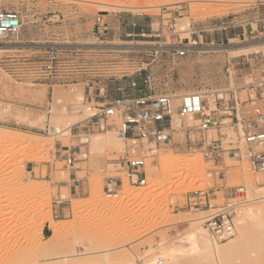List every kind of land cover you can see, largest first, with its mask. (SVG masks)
Masks as SVG:
<instances>
[{"label":"rangeland","instance_id":"obj_1","mask_svg":"<svg viewBox=\"0 0 264 264\" xmlns=\"http://www.w3.org/2000/svg\"><path fill=\"white\" fill-rule=\"evenodd\" d=\"M255 1L0 0V10L16 11L22 20L17 34L0 38V135L9 137H0V264L41 260L87 264L85 258L75 260L74 255L85 244L86 230H94L95 225L104 233L111 230L114 236L104 241L108 246L101 252L90 250L87 256L95 257L92 264H105L110 258L117 260L115 264H143L154 256L165 261L157 250L160 241L177 243L178 264L209 260L205 255L203 259L199 254L191 257L188 239L195 230L207 233L198 219L212 211L189 209L187 192H214L213 206L232 202L229 191L239 185L245 187L247 200L264 195V172H252L227 144L238 134L232 128L235 115L246 118L264 106L255 88L264 77L260 74L264 69V0ZM100 14L108 27L101 34L94 28ZM166 22L175 24L177 34L171 35ZM180 38L185 45L196 41L185 55L174 50ZM50 48L55 49L57 62L45 70ZM247 48L246 53H234ZM76 93L83 94L81 101ZM189 93H199L209 103L212 97L218 98L216 116L222 124L205 132V138L222 142L220 173L203 157L198 143L202 135L196 132L174 131L171 142L163 146L144 140L133 144L121 134L116 117H88L102 104L97 100L106 104L121 95L168 94L178 104ZM225 99L233 108L230 124L228 115L220 112ZM85 111L87 118L64 131L71 117ZM52 120L59 126L53 133ZM8 128L30 134H11ZM98 134L107 142L92 145ZM29 141L34 142L32 146L26 145ZM134 158L144 160L143 185L127 181L124 163ZM168 158L176 160L165 163ZM108 176L122 179L115 198L103 191ZM30 183L37 184L39 191L24 193L22 187ZM93 190L99 197L92 202ZM19 191L23 196L17 197ZM263 212L264 199L233 206L235 235L215 244L235 247L226 261L219 258L213 264H264ZM103 215L110 217L109 222L102 221ZM49 218L70 229L60 237V246L44 255L39 250L51 235ZM191 219L194 224L189 223ZM240 233L241 240H235ZM113 240L122 241L118 248L111 247Z\"/></svg>","mask_w":264,"mask_h":264},{"label":"built area","instance_id":"obj_2","mask_svg":"<svg viewBox=\"0 0 264 264\" xmlns=\"http://www.w3.org/2000/svg\"><path fill=\"white\" fill-rule=\"evenodd\" d=\"M169 23V22H168ZM167 25V22L165 26ZM171 29V35L177 34L175 24L167 25ZM22 27L21 16L16 11L0 10V38L17 34ZM94 28L97 33L108 29L103 15H97L94 21ZM193 31L192 33H194ZM142 35H145L142 33ZM159 35V34H158ZM155 35V36H158ZM182 39L176 44L174 49L177 54L185 55L188 48L196 44L192 41L190 45L182 44ZM45 70H51L53 64L57 62V53L55 49L50 48L46 51ZM264 71V70H263ZM136 87L137 84L132 82ZM259 91L260 99L264 101V77L260 78L255 84ZM218 98H212L211 103L205 100L199 93L184 94L179 99L178 104L174 103L173 96L168 94H141L133 97L121 95L106 104L102 103L96 106L97 112L91 118L99 120L116 117L119 120L118 128L126 140L133 144L136 141H145L154 145L163 146L171 142L174 131L196 132L202 135L198 142L203 157L210 161L216 170L222 171L221 155L223 152L222 142L218 138H205V132L210 129H216L222 124V119L216 116ZM226 105H220L229 118L228 124L232 122V107L229 108L228 100ZM223 115V114H222ZM233 123L232 128H236L238 134L236 140L230 139L227 144L229 150H237L240 158H244L252 172H264V106L255 109L253 115L246 118H238ZM226 123V124H227ZM240 144L234 146L233 144ZM125 172L127 181L130 185L139 186L145 184L146 176L142 171L144 160L141 158L126 159ZM122 187V179L119 176H108L103 183V191L106 197H117ZM229 199L232 202L223 203L220 206L211 204V196L214 192L205 189H195L187 192L185 195V205L198 213L212 211L210 214L201 215L200 222L214 242L228 240L235 235L233 206L239 203L247 202L248 194L242 185L235 186L229 191ZM36 264H51L49 261H38ZM78 264H86L80 262ZM121 264H138L137 261H130Z\"/></svg>","mask_w":264,"mask_h":264},{"label":"bare ground","instance_id":"obj_3","mask_svg":"<svg viewBox=\"0 0 264 264\" xmlns=\"http://www.w3.org/2000/svg\"><path fill=\"white\" fill-rule=\"evenodd\" d=\"M259 1H261V0H256L255 2H259ZM244 48V47H243ZM257 49H258V47H254L252 50H255V51H257ZM250 50V48H247V49H236V51H234V53L235 54H240V53H246V52H248ZM83 95V94H82ZM82 95L80 94V93H76V94H74V96L77 98V99H79V101H81L82 100ZM213 98V97H212ZM209 103V102H208ZM211 103V102H210ZM211 107H213V104L211 103ZM237 107V106H236ZM90 112V111H89ZM85 114H81V115H77V116H75V117H71L70 118V120H68L67 122H66V126H65V128H64V131H68L69 129H70V127L73 125V123H76V122H78V121H81L82 119H85V118H87V116H85L86 114H87V111H85L84 112ZM92 115H94V113H91L88 117H90V116H92ZM57 121V120H56ZM56 121L55 120H52V121H50V124H49V127H50V130H51V133H53L52 131H55V129H57L56 128V126H58L57 125V123H56ZM59 121V120H58ZM65 123V122H64ZM30 124H31V122H30ZM34 124V123H33ZM59 127V126H58ZM63 127V126H62ZM1 128V127H0ZM2 129V128H1ZM7 132H10L11 134H12V132H18V133H22V134H30V133H27V132H23V131H15V130H12V129H5ZM1 131V130H0ZM56 132V131H55ZM2 134V133H1ZM11 134H9L10 135V138H11ZM8 135V134H7ZM4 136L5 138L7 137V139L9 138L8 136ZM3 136V135H2ZM36 136V135H35ZM0 137H1V135H0ZM3 137V138H4ZM2 138V137H1ZM2 138V139H3ZM123 139V138H122ZM112 140H114V138L112 139ZM124 140V139H123ZM33 141V140H32ZM32 141L30 142H28V143H26V145H31L32 146V144L34 143H32ZM104 142H107L105 139H103V135H101V134H98V135H95L93 138H92V141H91V144L92 145H95V146H99V145H101V144H103ZM30 146V147H31ZM34 147V146H33ZM193 159V158H192ZM191 158H186L185 159V161H191L192 160ZM163 160V159H162ZM161 160V161H162ZM174 161L175 162V158H171V159H166V161H165V159L163 160V161H165V163L167 162V161ZM170 162H168V163H170ZM171 162V163H172ZM164 163V162H163ZM173 164V163H172ZM168 166V165H167ZM249 179H250V177H249ZM247 179V183H248V185H251L252 183V180L250 179ZM251 181V182H250ZM0 182H2V181H0ZM261 188H264V187H261ZM127 190V189H126ZM125 190V192H126V194H125V192H124V195H126L128 198H129V192H127ZM22 191H25L24 193H29V194H34L35 192H38L39 191V187H38V185L37 184H35V183H30V184H27V185H25L24 187H22ZM22 191H19L18 192V195H17V197L18 196H23L22 195ZM39 197H40V195H38ZM43 195H41V198H43L42 197ZM98 193H97V191L96 190H93L92 192H91V201L93 202V201H97V199H98ZM125 197V196H124ZM126 198V197H125ZM256 199H264V195H262V196H260V197H257V198H251V199H248L247 200V202H250V201H253V200H256ZM105 205H106V203H105ZM104 205V206H105ZM119 205V204H118ZM118 205L116 204L114 207H111V212H112V210L117 206L118 207ZM112 206V205H111ZM106 207V206H105ZM77 208H79V207H76V210H78ZM104 209H106V208H104ZM108 209V208H107ZM264 213V212H263ZM48 216V215H47ZM263 216V215H262ZM48 217H50V215L48 216ZM103 217H105V215H103ZM106 218V219H105ZM104 218V220H102L103 218L102 217H98L97 219L98 220H102L103 222L106 220V221H108L109 222V218H107V217H105ZM195 219V218H194ZM194 219H191V220H189V223L190 224H194ZM200 219V218H199ZM198 219V220H199ZM94 220V219H93ZM92 220V221H93ZM197 220V219H196ZM95 221V220H94ZM93 221V222H94ZM49 227H50V229H51V235L47 238V242H46V245L43 247V248H41L39 251H40V253L41 254H44V255H49V253H51L52 251H54L58 246H60V237L61 236H63L64 235V233L67 231V229H70V227L69 226H67L66 224H64L63 222H60V223H63V224H58L56 221H54L52 218H49ZM96 222H97V220H96ZM103 222H101V223H103ZM193 222V223H192ZM244 222H246V221H244ZM97 224H100L99 222L97 223ZM106 223H104V225H105ZM246 224V223H245ZM102 225V224H101ZM101 225H99L100 227H101ZM243 225H244V223H243ZM105 226H107V225H105ZM192 226V225H191ZM95 229L94 230H91V228L90 229H88V232H87V230H86V233H87V236H85L86 238V241L84 242L85 244H84V246H82L81 247V249H79L77 252H76V254L74 255L75 256V260H77V259H79V258H85L86 260H87V264H92L91 263V261H92V259H94L95 257L94 256H87V255H89L90 254V250H92L93 252H95V253H97V252H101L103 249H104V247L106 248L107 246H106V244L105 243H107L111 238L110 237H113L114 236V234H110V231H109V233L108 232H106V233H104V232H102V231H99V229L97 228L98 226H96L95 225ZM103 228H105L104 226H102ZM245 227H246V225H245ZM109 228L110 227H107V230H109ZM248 229V228H247ZM252 229V228H251ZM89 230H91V231H89ZM100 230H102V228L100 229ZM104 231L106 230V229H103ZM106 230V231H107ZM242 232H243V230H242ZM245 232V231H244ZM110 235V236H109ZM112 235V236H111ZM244 236H245V233L243 234ZM239 236H241V233L236 237V239L235 240H238L239 239ZM108 238H110V239H108ZM242 238V237H241ZM108 239V241H106ZM242 239H244V238H242ZM112 240V239H111ZM190 242V249L188 250L189 251V253L192 255V254H199L198 256H200L201 258H202V256L201 255H205V257H207L208 256V261H206L205 262V260H203L204 261V263L203 264H213L214 262H215V260H217V261H219V258H222V259H224L225 260V258H228L227 257V255L228 254H230L229 252H231V249L233 248V247H235L234 246V244L233 243H235V242H232V244L233 245H226V246H218V245H216L215 244V242L210 238V236L205 232V231H203V230H195L194 232L192 231V233H190L189 234V239H188ZM235 240H233V241H235ZM239 240H241V239H239ZM104 241H105V243H104ZM114 241V240H113ZM120 241V240H119ZM115 242V243H114ZM113 243L114 244H112L111 242H109V243H111V247L114 249V248H118L119 246H120V244H121V242L122 241H120V242H116V241H114ZM124 242V241H123ZM239 242V241H238ZM164 242L163 241H160V243H158L159 244V249H157L158 251H159V256H162V259H163V257L165 258V261L164 260H159L158 258H157V256H154L153 257V259H151V261L150 260H148V261H144V263L143 264H174V263H177L178 264V258L176 259V254H175V252L178 250V245H177V243L176 242H172V243H169V244H163ZM239 244H241L240 242L238 243V246H240ZM113 245V246H112ZM61 247H66L65 245H63V246H61ZM127 248H129V247H127ZM155 249V248H154ZM153 249V250H154ZM235 250V248L233 249V251ZM89 251V252H88ZM155 252V251H154ZM131 253H132V255L133 256H135V257H137L136 256V254L134 253V252H132L131 251ZM180 252H178V254H179ZM188 253V252H187ZM184 253H182V255H183ZM189 255V254H188ZM197 255H196V257H197ZM193 256H195V255H192L191 257H193ZM178 257H180L179 255H178ZM185 257V255L183 256V258ZM166 258H168L167 260H166ZM180 258H182V257H180ZM188 258V257H187ZM188 259H190V258H188ZM193 258H191V260H192ZM197 259H198V257H197ZM203 259V258H202ZM205 259V258H204ZM177 260V261H176ZM181 260V259H180ZM226 261V260H225ZM117 262V260H115V259H113L112 260V258H110V260L109 261H107L105 264H115ZM221 262H222V260H221ZM86 263V262H85ZM94 263V262H93ZM62 264V263H61ZM65 264V263H64Z\"/></svg>","mask_w":264,"mask_h":264},{"label":"crops","instance_id":"obj_4","mask_svg":"<svg viewBox=\"0 0 264 264\" xmlns=\"http://www.w3.org/2000/svg\"><path fill=\"white\" fill-rule=\"evenodd\" d=\"M263 70L264 69L260 70V74H262V75H264V71ZM97 102L104 103V101H102V100H97ZM69 191L72 192V188L71 187H69Z\"/></svg>","mask_w":264,"mask_h":264}]
</instances>
